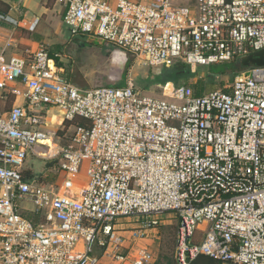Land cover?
Listing matches in <instances>:
<instances>
[{
	"label": "built area",
	"instance_id": "1",
	"mask_svg": "<svg viewBox=\"0 0 264 264\" xmlns=\"http://www.w3.org/2000/svg\"><path fill=\"white\" fill-rule=\"evenodd\" d=\"M54 1L72 36L153 68L195 70L264 51V0ZM62 62L43 45L0 50V90L26 87L24 105L0 116V264H99L94 248L116 238L118 223L137 222L132 236L142 239L165 215L178 221L177 264L199 255L264 264V66L201 96L168 83L162 99L131 83L77 87ZM54 115L68 146L48 127ZM39 146L61 184L26 166Z\"/></svg>",
	"mask_w": 264,
	"mask_h": 264
},
{
	"label": "rangeland",
	"instance_id": "2",
	"mask_svg": "<svg viewBox=\"0 0 264 264\" xmlns=\"http://www.w3.org/2000/svg\"><path fill=\"white\" fill-rule=\"evenodd\" d=\"M177 4H180V1ZM47 5L51 8V12L44 15L34 32H30L27 26H4L11 30L16 28L12 35L15 40L9 46L10 53H25L27 50H34L43 45L52 53L60 55L66 76L77 87L124 86L123 82H125V84H133L147 96L164 98L166 84L164 85L158 80L159 75L165 70L164 67L147 66L143 61L118 48L105 45L97 38L72 36L69 28L63 22L61 13L58 12L59 7L55 1L49 0ZM22 38L29 42H20ZM179 66L180 64L175 67ZM210 69L211 67L207 66H196L195 70L192 69L190 76L181 79L179 84L174 87L186 86L195 93L201 91L202 95H205L226 90L237 75V73L229 72L227 75L211 77ZM159 71H161L160 74ZM168 100L171 101V99ZM50 119L52 118L50 117L48 120L50 127L57 129L60 124L58 125L55 119L52 121ZM64 134L60 131L59 135L62 136V139L55 141L61 147L69 145V138L63 137ZM44 152L47 151L37 148L34 154L31 153L33 173L49 177L53 180L52 183L59 185L62 183L63 176L57 170L51 169L48 172H43V168L38 167L35 163L40 159L41 161L47 160L36 156V154H44ZM84 174L85 168L77 180H84ZM45 179L47 180V178H44V182H46ZM121 225L131 230L137 227V222L126 220ZM177 230L178 222L174 216L161 217L158 227L143 240L131 244L126 250V253L129 254V264L138 259L140 252L143 251L151 254L152 260L149 264H176L174 254ZM200 238L197 237V242Z\"/></svg>",
	"mask_w": 264,
	"mask_h": 264
},
{
	"label": "crops",
	"instance_id": "3",
	"mask_svg": "<svg viewBox=\"0 0 264 264\" xmlns=\"http://www.w3.org/2000/svg\"><path fill=\"white\" fill-rule=\"evenodd\" d=\"M47 1L49 0H0V50H2L5 46L8 45L10 46L15 40L12 37V35L15 33L16 28L11 30L4 26L6 25L15 26V27L27 26L30 32H34L38 28V25L41 19L44 17V15L51 12V8L47 5ZM57 6L59 7L58 12L61 13L63 17V8L60 7L59 5ZM23 41L29 42L26 39L22 38L20 42ZM12 91H17L19 92V94L18 95L14 94ZM25 91H26L25 85L17 82L9 83L8 88L4 91L0 90V116L7 113L15 106L24 105L25 100L23 93ZM51 118L52 119H50V121L55 119L58 125L61 124V119L59 116L54 115L51 116ZM48 127L53 132H57V135L60 134L58 132L60 125L58 126L57 129H53L52 127H50V125ZM38 148L45 149L46 151H48L47 146L45 147L39 146ZM123 222L124 221L120 222L116 226L117 227L116 238L113 241L106 239L107 244L105 246H99V245L95 246L94 256L100 260L99 264H126V263L129 264L128 262L129 254L126 253V250L129 249V246L131 244L141 239H134L132 236V231L135 228L131 230L127 229L124 225H121L123 224ZM155 228L150 229V231L147 232V235L150 232H152ZM201 229H205V226H202ZM145 237H143L142 240ZM197 237H201L199 240L201 241L204 237V233L198 231L196 234V239ZM118 238H121V242L117 241ZM140 260H143L144 264H149L152 260L151 254L144 251L140 252L138 259L130 262V264H135L137 261ZM222 264H227V263H222Z\"/></svg>",
	"mask_w": 264,
	"mask_h": 264
},
{
	"label": "trees",
	"instance_id": "4",
	"mask_svg": "<svg viewBox=\"0 0 264 264\" xmlns=\"http://www.w3.org/2000/svg\"><path fill=\"white\" fill-rule=\"evenodd\" d=\"M50 53L52 55H55V53H52L51 51H50ZM242 71H245V70L238 68V66L235 64V62H233V63H229V64L211 66L209 73H210L211 77H216V76H220V75H227L229 72H233V73L238 74ZM191 73H192L191 67H188L185 65H180L179 67H173L170 69H165L162 72V74L159 75L158 80L164 85L167 83H173L174 85H178L179 81L181 79L190 76ZM123 83H124L123 85H126L125 82H123ZM196 95L201 96L202 95L201 91L197 92ZM27 175H29V174H27ZM44 178H47V180L45 179L46 183H52L53 182V180H51L49 177H43L42 175H38V180L40 182H44ZM36 222H38L37 219H36ZM190 264H222V262L217 261V260L210 258L208 256H205V255H199Z\"/></svg>",
	"mask_w": 264,
	"mask_h": 264
},
{
	"label": "water",
	"instance_id": "5",
	"mask_svg": "<svg viewBox=\"0 0 264 264\" xmlns=\"http://www.w3.org/2000/svg\"><path fill=\"white\" fill-rule=\"evenodd\" d=\"M242 60H243V62L245 64L251 63L254 66L262 67V66H264V51H261V52H259L257 54L245 57ZM35 163H37L38 167H42L43 168V172H48L54 166V160L41 161V159H40V160H37ZM32 165H33V163L31 162V159H30V156H29L27 161H26V166L30 167L31 169H33Z\"/></svg>",
	"mask_w": 264,
	"mask_h": 264
},
{
	"label": "flooded vegetation",
	"instance_id": "6",
	"mask_svg": "<svg viewBox=\"0 0 264 264\" xmlns=\"http://www.w3.org/2000/svg\"><path fill=\"white\" fill-rule=\"evenodd\" d=\"M235 64L238 66V68L243 69V70H248V69H250V68H252L254 66L251 63L245 64L242 59L239 60V61H235Z\"/></svg>",
	"mask_w": 264,
	"mask_h": 264
},
{
	"label": "bare ground",
	"instance_id": "7",
	"mask_svg": "<svg viewBox=\"0 0 264 264\" xmlns=\"http://www.w3.org/2000/svg\"><path fill=\"white\" fill-rule=\"evenodd\" d=\"M46 145H49L52 149L55 148V144L52 140H49L48 142H45ZM124 221V220H123ZM122 222V221H121ZM119 224V223H118Z\"/></svg>",
	"mask_w": 264,
	"mask_h": 264
}]
</instances>
